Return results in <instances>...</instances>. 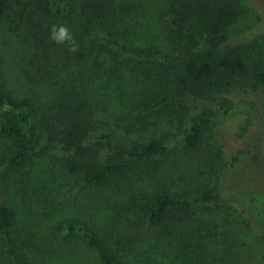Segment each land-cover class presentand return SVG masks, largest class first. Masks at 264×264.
I'll return each mask as SVG.
<instances>
[{"label":"rangeland","instance_id":"1","mask_svg":"<svg viewBox=\"0 0 264 264\" xmlns=\"http://www.w3.org/2000/svg\"><path fill=\"white\" fill-rule=\"evenodd\" d=\"M123 2L122 12L129 17L113 24L118 34L167 50L186 45L171 33L173 8L201 31L212 8L230 6L234 17L222 31L239 36L219 52L241 59L246 70L214 91L194 83L183 87L179 65L112 59L106 52L76 63L62 53L56 54L52 62L57 66L47 67V74L27 67L31 83H25L19 73L26 65L15 40L17 21L0 10L6 90L31 95L38 119L48 121L43 114L55 112L57 92L64 88L83 103L82 114L92 127L108 131L115 145L154 139L167 146L165 154L132 162L92 186L82 181L80 170L67 171L63 157L49 146L26 164L7 167L0 138V203L13 210L7 236L27 264H102L77 232L68 233L60 225L65 219H76L93 231L114 264H264V83L255 78L264 69V0ZM110 65L116 69L108 71ZM206 95L229 102L228 113L221 115ZM161 96L172 100L156 104ZM202 111L213 117L190 148L183 135L190 118ZM161 192L172 197L216 192L222 201L175 209L148 225L143 208ZM4 241L0 236V264H13Z\"/></svg>","mask_w":264,"mask_h":264},{"label":"trees","instance_id":"2","mask_svg":"<svg viewBox=\"0 0 264 264\" xmlns=\"http://www.w3.org/2000/svg\"><path fill=\"white\" fill-rule=\"evenodd\" d=\"M123 1L0 0V10L11 13L18 24L19 37L15 40L21 51L20 60L26 65L19 72L20 79L31 83L27 67L33 66L36 72L46 73L47 67L57 66V62L52 61L56 54L59 57L62 53L76 63L106 52L112 59L131 57L155 60L165 66L179 65L182 70L180 83L185 88L189 83H194L220 91L229 86L237 74L245 72L246 66L241 59L219 52L228 41L239 36L227 35L222 31L234 17L230 6L218 4L212 8L204 18L201 31L190 27L184 13L173 8L169 18L171 33L177 40H185L186 45L167 50L153 44L129 42L118 34L113 24L129 17L122 12L125 5ZM52 26H67L76 46L75 51L70 50L72 42L57 43L50 38ZM1 62L0 52V138L4 140L3 160L7 167L24 165L37 150L49 146L63 157L67 171L80 170L84 183L99 186L132 162L166 153L167 146L154 139L127 147L115 145L108 131L92 127L91 122L82 114L83 103L64 88L57 92L55 112L49 111V116L43 114L48 121L38 119L31 95L24 92L11 94L6 90ZM112 69L116 68L110 65L108 71ZM55 71L58 72L57 69ZM255 78L259 83H264V69ZM204 98L215 101L221 115L228 113L230 103L223 98L212 95ZM171 100L168 96H161L155 103ZM212 117L202 111L190 118L183 135V141L188 147L196 145L201 127ZM239 153L232 156L231 164L237 161ZM220 201L222 198L216 192L189 197H172L161 192L155 194L144 206L143 216L148 225H154L175 209L196 203L216 205ZM12 221L13 210L1 202L0 236L5 239L4 251L13 264H27L25 257L15 250L13 241L7 236ZM60 225L68 233L77 232L96 251L102 264H114L104 243L78 220L65 219Z\"/></svg>","mask_w":264,"mask_h":264},{"label":"clouds","instance_id":"3","mask_svg":"<svg viewBox=\"0 0 264 264\" xmlns=\"http://www.w3.org/2000/svg\"><path fill=\"white\" fill-rule=\"evenodd\" d=\"M50 38L57 43H63L65 41L72 42V47L70 50L75 51L76 46L67 26H52Z\"/></svg>","mask_w":264,"mask_h":264}]
</instances>
